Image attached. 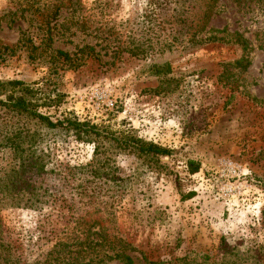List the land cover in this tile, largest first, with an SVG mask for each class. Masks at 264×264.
<instances>
[{
	"label": "rangeland",
	"instance_id": "rangeland-1",
	"mask_svg": "<svg viewBox=\"0 0 264 264\" xmlns=\"http://www.w3.org/2000/svg\"><path fill=\"white\" fill-rule=\"evenodd\" d=\"M54 3L0 0V81L37 89L38 103L42 94L57 96V107L38 111L91 128L77 138L72 127L48 129L0 112V188L4 170L42 157L45 169L32 170L39 176L31 180L54 195L38 208L0 212L13 261L42 260L82 219L134 247L126 254L135 264H217L202 258L224 251L230 263L264 264V0H216L195 40H226L201 44L188 39L203 0H71L52 41L35 52L46 61L30 59L29 44L18 41L23 34L40 44V15L53 13ZM234 33L248 42L245 50ZM134 46L149 51L125 52ZM84 47L93 53L83 67L51 70V50ZM18 132L23 150L14 153L10 141ZM126 136L169 154L152 168L121 148Z\"/></svg>",
	"mask_w": 264,
	"mask_h": 264
},
{
	"label": "trees",
	"instance_id": "trees-1",
	"mask_svg": "<svg viewBox=\"0 0 264 264\" xmlns=\"http://www.w3.org/2000/svg\"><path fill=\"white\" fill-rule=\"evenodd\" d=\"M69 2V3H68ZM73 4L71 0H55L53 4V13L50 15H40V23L37 27L39 32H42L40 37V44L36 46L31 39L22 38L19 39L18 43L24 40V46L29 49V58L33 60H39L40 62H45L46 57H43L41 52V46L45 43L52 41V30L55 29L57 23V17L63 8H69ZM216 6V0H203V10L200 17L197 19V24H195L194 32L191 33L188 42L201 44L204 42L213 41H225V37H218L216 35H211L206 41L195 40L197 34L207 26L212 12ZM21 8V7H20ZM19 8V9H20ZM28 9L33 8L32 6L27 7ZM18 9V10H19ZM17 9L12 13L18 11ZM185 22V20H181ZM52 24V26H51ZM217 32H222L218 31ZM234 43L240 45L244 50L247 48L248 42L242 38V35L238 33L233 34ZM149 49H143L139 46L129 47L125 49V52L130 56L139 57L140 55L148 52ZM93 53V48L84 47L78 49L76 53L70 54L66 51L53 49L49 55V62L52 65V71L57 72L59 70H77L85 65L87 59L90 58ZM43 64V63H42ZM236 66H241V62L237 61L234 63ZM8 88L10 93H8ZM38 90L30 88L26 84L20 81H0V112H5L6 115H12L17 117H27L32 120H37L42 123L46 128L53 129L58 125H64L65 128L76 129L77 138H80L81 133L89 132L90 126L86 122H79L77 120L64 119L62 122L56 121L49 115H44L38 111L40 107H57L60 101L57 100V96H52L50 93L42 94L44 97L42 103H38L40 99L37 98ZM20 132L16 133L14 139L10 141V148L17 153L18 150L22 151L18 139ZM120 146L124 150H130L142 157L152 168H157L159 164V157L169 154V151L161 148L152 143H145L139 139H135L129 136L122 138L120 141ZM15 158V157H14ZM148 159V160H147ZM45 164L42 157H34L32 160L19 159L17 164L10 167L8 170H4L1 179L4 180V185L0 188V212L3 209L11 208H38V204L43 202V198L48 194L47 189L34 188V182H32L31 177L39 176L33 173L32 170L38 169L42 172ZM190 172L195 173L198 171V165L193 162L189 163ZM32 172V173H30ZM30 173L31 176L24 179V175ZM23 178V179H22ZM1 182V181H0ZM42 184V182H40ZM31 184H33L31 186ZM23 185L25 188H22ZM86 188L83 187L79 191L80 195L86 196ZM54 200V198H53ZM78 227L71 233H67L66 237L58 238L54 245L48 249V251L42 256V260L37 261L35 264H104L111 261H118L121 264H135L133 259L126 254V252L135 251V248L127 243L123 238L117 237L108 233V230L103 227H99L97 231H92L93 225H86L81 223L82 219H79ZM3 226L0 221V259L5 261L7 264H16L13 261V250L12 243L7 240L4 234ZM231 253L224 251L222 255H205L202 260L206 261L207 258L216 259L217 264H235L229 262L227 259ZM12 261L13 263H11ZM184 259L178 260L182 263ZM151 264H176V263H165L161 261H156Z\"/></svg>",
	"mask_w": 264,
	"mask_h": 264
}]
</instances>
